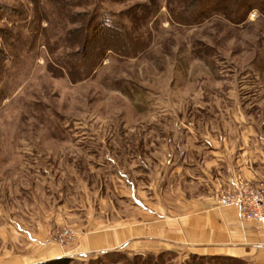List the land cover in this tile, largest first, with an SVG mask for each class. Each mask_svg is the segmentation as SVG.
Segmentation results:
<instances>
[{"label":"rangeland","instance_id":"obj_1","mask_svg":"<svg viewBox=\"0 0 264 264\" xmlns=\"http://www.w3.org/2000/svg\"><path fill=\"white\" fill-rule=\"evenodd\" d=\"M243 1L0 0V225L43 227L69 264H152L120 249L74 253L75 226L144 216L127 181L155 201L179 133L244 118L264 128V0ZM105 22L135 40L130 53L103 49L127 42L106 39ZM13 238L4 245L29 244ZM162 252V264H244Z\"/></svg>","mask_w":264,"mask_h":264},{"label":"crops","instance_id":"obj_2","mask_svg":"<svg viewBox=\"0 0 264 264\" xmlns=\"http://www.w3.org/2000/svg\"><path fill=\"white\" fill-rule=\"evenodd\" d=\"M175 141L163 151L159 180L162 186L155 201H140L133 182L127 181L129 196L135 204H143L145 215L123 217L115 211L111 217L116 220L105 227L84 230L83 224L75 226L78 238L74 245L79 249L74 253L174 250L264 264V224L243 220L235 207H222L217 202V195L237 180H264V128L244 118L230 130L215 127L201 132L197 128L187 138L179 133ZM148 179V186L153 187L154 181ZM52 215H57L54 209ZM7 219L12 221L0 225V264H31L68 254L56 245L42 243L43 227L32 231L12 217ZM22 235L29 241L27 246L4 245L8 236L13 240V236Z\"/></svg>","mask_w":264,"mask_h":264},{"label":"built area","instance_id":"obj_3","mask_svg":"<svg viewBox=\"0 0 264 264\" xmlns=\"http://www.w3.org/2000/svg\"><path fill=\"white\" fill-rule=\"evenodd\" d=\"M217 202L222 207H235L243 220H254L264 224V180L259 182L237 180L231 188L217 195Z\"/></svg>","mask_w":264,"mask_h":264},{"label":"trees","instance_id":"obj_4","mask_svg":"<svg viewBox=\"0 0 264 264\" xmlns=\"http://www.w3.org/2000/svg\"><path fill=\"white\" fill-rule=\"evenodd\" d=\"M234 1V4L237 5V4H241L243 3L244 1L243 0H233ZM254 4V3H253ZM104 29L102 30L104 34H106V39H109L107 37H110V36H113V34L109 33V32H114L116 33L117 36H120V37H124L127 42H125L124 44L120 45V46H115V45H112L111 43H106V45L103 46V49L107 46H111L113 49H115L117 52H120V53H130L132 50V47L134 46V43H135V40H129L130 37H128L124 31L122 30V28H120L119 26H117L116 24H112V23H107L105 22L104 23ZM102 33V32H101ZM104 37V36H103ZM133 41V42H132ZM109 47V48H111ZM115 251V250H114ZM113 252L112 250H106V251H101L99 254H106V253H111ZM163 252H159L157 255L160 256ZM139 254L141 253H136L134 254V256H136L137 258H146L144 256H140ZM148 254V259L146 258L145 260H151L152 264H162L160 259L154 257L153 253H146ZM198 256H201L203 257L202 255H198ZM210 257H223L225 259H236V260H241L239 258H236V257H232V256H226V255H209ZM71 261V257L70 256H58V257H54V258H49V259H46V260H42V261H37V262H34V263H31V264H69ZM140 261H135L133 262L132 264H148L147 261H141L140 263H138ZM128 264V263H127Z\"/></svg>","mask_w":264,"mask_h":264}]
</instances>
